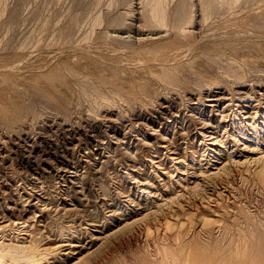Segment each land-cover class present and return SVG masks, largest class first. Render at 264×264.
I'll use <instances>...</instances> for the list:
<instances>
[{
  "label": "rangeland",
  "instance_id": "rangeland-1",
  "mask_svg": "<svg viewBox=\"0 0 264 264\" xmlns=\"http://www.w3.org/2000/svg\"><path fill=\"white\" fill-rule=\"evenodd\" d=\"M149 1L0 0V264H177L205 196L264 215V0Z\"/></svg>",
  "mask_w": 264,
  "mask_h": 264
},
{
  "label": "bare ground",
  "instance_id": "bare-ground-1",
  "mask_svg": "<svg viewBox=\"0 0 264 264\" xmlns=\"http://www.w3.org/2000/svg\"><path fill=\"white\" fill-rule=\"evenodd\" d=\"M183 1V0H182ZM181 1V3H182ZM211 2V1H210ZM166 3L167 1L165 0H150L149 1V5H148V10H149V19L151 21L149 22H155V23H159L162 24L165 22L166 19V10H168L166 8ZM208 3V2H207ZM183 4V3H182ZM187 5V3L185 4ZM168 6V5H167ZM184 6V5H182ZM212 6V5H211ZM210 8V7H209ZM208 8V9H209ZM180 9V8H179ZM184 9V7H183ZM184 9V12L185 13ZM211 10V9H210ZM213 10V9H212ZM179 12H182L181 10ZM179 12L176 14L179 16ZM188 13V11H187ZM186 13V14H187ZM170 14V13H169ZM168 14V16H169ZM175 15V16H176ZM174 17V16H173ZM100 17H98L96 19V23L99 20ZM171 18V17H170ZM183 18L182 16H180V19ZM101 19V18H100ZM168 20V19H167ZM176 20H179L178 18H176ZM176 23H178L176 21ZM175 23V24H176ZM121 29V28H120ZM119 29V30H120ZM238 34V33H237ZM236 34V36H237ZM211 35V34H210ZM214 35V34H212ZM235 35V33H234ZM233 35V36H234ZM242 35V34H241ZM241 35H239L241 37ZM158 36V35H156ZM232 36V35H231ZM221 37V36H220ZM224 37V36H223ZM227 37V36H226ZM235 37V36H234ZM239 37V38H240ZM215 38V36H214ZM228 38V37H227ZM220 39V38H219ZM214 40V39H213ZM217 40V39H216ZM215 40V41H216ZM194 44V43H193ZM80 45V44H79ZM83 45V44H81ZM80 45V46H81ZM88 45V44H87ZM90 45V44H89ZM169 45V44H168ZM211 45V44H210ZM209 45V46H210ZM79 46V47H80ZM85 46V45H84ZM83 46V47H84ZM92 46V45H90ZM193 45H191L192 48ZM195 46V45H194ZM208 46V45H207ZM77 47V46H76ZM81 47V48H83ZM86 47V46H85ZM93 47V46H92ZM97 47V46H96ZM178 47V46H176ZM213 47V46H212ZM69 48V47H68ZM80 48V49H81ZM99 48V47H97ZM67 49V48H66ZM181 48H179L180 51ZM189 49V48H188ZM69 50V49H68ZM72 50V49H71ZM76 50V49H75ZM79 50V48H78ZM77 50V51H78ZM89 50V49H88ZM98 50V49H97ZM207 50V49H206ZM47 51V50H46ZM62 51V50H61ZM67 51V50H66ZM80 51V50H79ZM78 51V53H79ZM87 51V50H85ZM94 51V49H93ZM100 51V49H99ZM97 51V52H99ZM76 52V51H74ZM84 52V50H83ZM88 52V51H87ZM45 53V52H44ZM57 53V52H56ZM81 53V52H80ZM102 53V52H100ZM53 53H51L50 55L53 56L55 54L52 55ZM70 54V53H69ZM83 54V53H82ZM94 53H91V55ZM104 54V53H103ZM102 54V55H103ZM47 55V54H46ZM61 55V54H60ZM66 55V53L64 54ZM68 55V54H67ZM72 55V53L70 54ZM90 55V54H89ZM88 55V56H89ZM49 56V54H48ZM73 56V55H72ZM47 57V56H46ZM60 57V56H58ZM57 57V58H58ZM62 57H64L62 55ZM97 57V56H96ZM55 58V56H54ZM95 58V57H94ZM100 58V57H99ZM98 58V59H99ZM49 59V58H48ZM56 59V58H55ZM60 59V58H59ZM80 59V58H79ZM88 59V58H87ZM46 60V59H45ZM74 60V59H73ZM81 60V59H80ZM54 61V60H53ZM51 61V62H53ZM58 61V60H57ZM77 61V60H76ZM45 62V61H44ZM50 62V61H49ZM83 62V61H82ZM93 62V61H92ZM43 63V62H41ZM47 63V62H45ZM44 63V64H45ZM54 63V62H53ZM79 63V62H78ZM57 64V63H55ZM50 65V64H49ZM43 66V65H42ZM54 66V65H53ZM8 67V66H7ZM51 67V66H50ZM56 67V66H55ZM12 68V66H11ZM16 68V67H15ZM44 69V67H42ZM41 68V69H42ZM46 68V67H45ZM49 68V67H48ZM47 68V69H48ZM59 68V67H58ZM97 68V67H96ZM6 69V68H5ZM10 69V68H9ZM39 69V68H38ZM50 69V68H49ZM54 68L52 67V70ZM51 70V71H52ZM62 71V69H60ZM3 71V70H2ZM7 72L9 70H6ZM11 71V69H10ZM9 71V72H10ZM33 71V70H32ZM42 71V70H41ZM56 71V70H55ZM55 74H57V72H55ZM59 71V70H58ZM175 72V71H173ZM177 72V71H176ZM11 73V72H10ZM14 73V72H13ZM34 73V71L32 72ZM39 73V71L37 72ZM53 73V71H52ZM50 73V74H52ZM53 73V74H54ZM3 74V73H2ZM9 74V73H8ZM17 74V73H16ZM40 74V73H39ZM45 74V73H43ZM49 75V73H47ZM50 75L51 78H53L52 76H56V75ZM8 76V75H7ZM60 76V75H59ZM48 77V76H47ZM174 77V76H173ZM176 77V76H175ZM10 78V77H9ZM13 78V77H11ZM60 78V77H58ZM62 78V77H61ZM42 77L40 75H38V78H36L34 80V82L32 83V85L34 86V88L38 91V93H42L44 94V92L42 91L41 87H40V81H41ZM5 80V79H4ZM11 80V79H10ZM44 80V79H42ZM56 80V79H55ZM9 82V81H7ZM54 83V81H53ZM4 88L7 87H1L0 89V93L4 91ZM34 90V89H33ZM35 91V90H34ZM37 93V94H38ZM47 96H49L50 98L52 95L50 93H45ZM49 94V95H48ZM51 95V96H50ZM48 97V98H49ZM47 98V99H48ZM5 99V98H4ZM6 110H3V109ZM11 109V110H10ZM12 112L14 114L17 113V115H21V113H23V109L20 107H16V110L14 111L12 109V107L9 106V103L7 101H3V99L0 98V116H6L7 118L9 117V112ZM260 160V159H259ZM255 162V161H254ZM259 162V161H258ZM260 165L256 166L255 168H250L248 167L244 173L245 175L244 180H248V179H252V178H258L261 182L262 185L264 184V160L261 162L260 161ZM243 165V164H242ZM240 165V166H242ZM245 165V164H244ZM254 166V165H253ZM242 168V167H241ZM240 169V168H239ZM237 173V172H236ZM235 174V173H234ZM239 175V174H238ZM241 178V177H240ZM239 178V179H240ZM242 180V179H241ZM243 180V181H244ZM253 180V179H252ZM254 182L256 180H253ZM246 182V181H245ZM259 183V182H258ZM214 184V183H213ZM211 185V184H210ZM213 186V185H212ZM219 186V184H218ZM213 191V190H210ZM214 192V191H213ZM212 192V193H213ZM264 193V192H263ZM235 194V193H234ZM214 195V194H212ZM236 195V194H235ZM258 196V195H257ZM237 197V196H236ZM247 197V196H246ZM207 196L204 197V201L207 202L208 205V209L206 210V212L204 213V215H202L203 218H194L192 214H188L186 221L183 222H179L178 220L176 221H172L173 225H178V229H181L179 231L178 236L176 237L179 241H183L185 238L183 235L180 234H184V231L186 230L185 234L187 235L188 233V228L190 226L195 227L197 225V223L200 222L201 224V228L202 230L205 231V235H206V239H204L201 235L198 236L197 238L200 239L199 240H192L189 241L188 244V250L187 253L184 254V256L180 259H178L177 264H258L257 261L260 262V264H264V215L261 214L260 212L254 213H246L245 217H241L238 215V212H234L233 209H228L227 207H225V211H223L222 213H220L218 215V219H213L210 218L209 216H212V209H211V204L209 201H206ZM215 198V197H213ZM248 198V197H247ZM249 199V198H248ZM247 199V200H248ZM251 199V198H250ZM257 199V198H256ZM211 200V199H210ZM255 201V200H254ZM253 203V202H252ZM257 203V202H256ZM255 203V205H256ZM254 204V203H253ZM262 204V203H261ZM220 205V204H219ZM264 205V203H263ZM221 206V205H220ZM257 207V206H256ZM260 208V206H259ZM235 210V209H234ZM233 212V213H231ZM243 212V211H242ZM246 212V211H245ZM256 212V211H255ZM262 212V211H261ZM186 213V212H185ZM189 213V212H188ZM209 215V216H207ZM226 218V219H225ZM172 220V219H170ZM170 222V223H172ZM220 223V224H217ZM216 225H220V227L223 229V232L225 235L224 237L221 236H214L213 230L214 227ZM216 232V231H215ZM227 233V236H226ZM187 242V241H186ZM257 247V249H256ZM210 249V251L208 250ZM21 256L20 252L19 254H17L16 258H19Z\"/></svg>",
  "mask_w": 264,
  "mask_h": 264
}]
</instances>
